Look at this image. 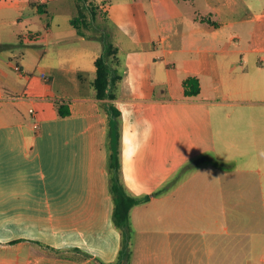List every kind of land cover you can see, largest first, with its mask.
Wrapping results in <instances>:
<instances>
[{
    "label": "crops",
    "instance_id": "1",
    "mask_svg": "<svg viewBox=\"0 0 264 264\" xmlns=\"http://www.w3.org/2000/svg\"><path fill=\"white\" fill-rule=\"evenodd\" d=\"M31 2L0 0V264L117 260L107 103L121 181L149 196L129 212L126 264H264V177L176 174L215 144L211 106L264 105V0H96L118 49L113 99L91 84L104 36H78L69 1Z\"/></svg>",
    "mask_w": 264,
    "mask_h": 264
},
{
    "label": "rangeland",
    "instance_id": "2",
    "mask_svg": "<svg viewBox=\"0 0 264 264\" xmlns=\"http://www.w3.org/2000/svg\"><path fill=\"white\" fill-rule=\"evenodd\" d=\"M45 5L46 0H33ZM57 1V0H53ZM69 1L72 5L74 17L77 14V7L85 4L87 7L86 19L79 23L80 30L84 35H102L111 42L109 29L105 24L104 3L99 6L96 0H61ZM54 7V4H51ZM101 7V8H100ZM90 8L94 9L95 18L90 19ZM46 18L47 16L44 15ZM38 19V18H37ZM48 19V17H47ZM92 22V23H91ZM42 21L37 20L38 26ZM94 46H102V42H90ZM264 111V105L256 104H233L232 106L210 107L209 129L215 132V144L209 150L199 152V159L189 163L184 170H180L177 175L186 177L197 174L212 178L224 175L238 177H264V120L259 117V113ZM226 112L230 113L227 118ZM249 114L252 115L249 116ZM258 114V116L254 115ZM192 119L186 115V110L180 107L176 112L172 126L176 129H187L193 127ZM195 125L197 123L195 122ZM188 136L180 133V140H188Z\"/></svg>",
    "mask_w": 264,
    "mask_h": 264
},
{
    "label": "trees",
    "instance_id": "3",
    "mask_svg": "<svg viewBox=\"0 0 264 264\" xmlns=\"http://www.w3.org/2000/svg\"><path fill=\"white\" fill-rule=\"evenodd\" d=\"M83 1V0H82ZM31 5L37 8V12L43 14V6L37 2H31ZM87 7L82 5L77 7V16L73 17L70 22L76 29L78 36H85L80 30L79 23L86 19ZM90 19L95 18V10L90 8ZM102 53L95 61V78L92 81V87L95 91V97L97 99H113L112 87L121 79V76L117 74L114 69L112 70L109 59L116 58L118 49L110 42L106 37L101 39ZM184 95L187 97L196 96L199 93L198 80L190 77L183 82ZM108 112V171L110 178V193L113 199V213L112 220L114 225L121 231V249L119 251L117 260L110 264H126L130 257V222L129 212L131 208L139 203L149 200V196H143L140 198L134 197L128 193L124 184L121 181V162H120V127L119 117L120 111L112 104L107 103ZM59 115L65 116L67 112L60 111ZM156 191L154 194L161 192Z\"/></svg>",
    "mask_w": 264,
    "mask_h": 264
},
{
    "label": "built area",
    "instance_id": "4",
    "mask_svg": "<svg viewBox=\"0 0 264 264\" xmlns=\"http://www.w3.org/2000/svg\"><path fill=\"white\" fill-rule=\"evenodd\" d=\"M41 77H42L43 79L47 78V77L45 76V74H42ZM29 113H30V115H31L33 118H35V117L37 116V113H36V111H35L33 108H30V109H29ZM33 128H34L35 130H37V129L39 128V124H38V123H34V124H33Z\"/></svg>",
    "mask_w": 264,
    "mask_h": 264
}]
</instances>
